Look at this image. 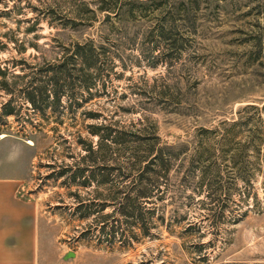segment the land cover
I'll return each mask as SVG.
<instances>
[{
    "label": "rangeland",
    "instance_id": "obj_1",
    "mask_svg": "<svg viewBox=\"0 0 264 264\" xmlns=\"http://www.w3.org/2000/svg\"><path fill=\"white\" fill-rule=\"evenodd\" d=\"M85 42L94 57L62 66ZM263 105L264 0H0V151L21 150L40 264H264ZM234 121L229 140L203 132ZM95 128L125 132L127 153L100 150ZM152 136L177 153L174 201L121 237L118 164ZM217 170L234 190L213 216Z\"/></svg>",
    "mask_w": 264,
    "mask_h": 264
},
{
    "label": "trees",
    "instance_id": "obj_2",
    "mask_svg": "<svg viewBox=\"0 0 264 264\" xmlns=\"http://www.w3.org/2000/svg\"><path fill=\"white\" fill-rule=\"evenodd\" d=\"M110 14L112 11L108 9H104ZM117 14V13H115ZM71 49V54L68 59L76 62H68L65 61L62 66H70V67H79L76 66L78 63L85 66L86 60L89 57H94L95 46L93 43H77ZM89 65V64H88ZM91 65V64H90ZM33 105L35 106L34 100H32ZM257 110L264 109V105L261 108L254 107ZM226 124V123H225ZM238 125L237 121L232 122L229 126L230 129L221 130L218 126L213 129H203L205 133H213L215 135H220L225 139H230V132ZM106 129V128H105ZM93 134L99 135V143L98 148L100 150L104 145H115L118 147V151L122 153L126 152V144L127 140L122 137L126 135L122 130L117 131V136H111V134H99V130L97 128L91 130ZM129 135H133L136 138L142 137V140L146 139V137L138 136L136 133H129ZM154 140H159L158 137L152 136V138L147 139L146 145L147 148L143 151L144 154L141 156H137V150H132L131 155L126 159L124 166L123 164H118V170L121 171V175L119 173V177L124 176L126 180L117 181V186H112L116 188L115 191V203L117 204V212L118 218L115 220L116 224L113 226L112 233H120V236L123 237V233L126 229L123 227V222L125 225L130 227V233L132 239H137L139 234H147L149 233V229L155 225V216L163 215L164 200L169 199L174 201L175 188L169 183V170L172 166V162L175 160V155L177 153L173 152L174 146L165 145L162 147L158 146V143H155ZM98 150V149H97ZM86 151L93 152L92 146L88 145ZM130 151V150H129ZM234 157V156H233ZM129 160V161H128ZM211 166V165H210ZM212 168V166H211ZM89 168L80 169L79 171H88ZM122 169L127 170L122 174ZM235 169V168H234ZM236 170H238L236 168ZM205 170H203L204 172ZM221 171V170H220ZM217 170L215 176L208 178L205 187H207V198H209L214 203V208H211L214 215H222L226 209V205L223 202H228L230 199L231 192L234 190L232 187L231 180L223 181L222 176H220V172ZM234 181V176H227ZM204 178H202V183L204 182ZM104 181V180H103ZM85 186L90 185L89 181L84 182ZM234 185V184H233ZM223 191H225L223 193ZM96 198L98 202V207L100 210H103L107 206V202L103 199V201ZM100 201V202H99ZM247 201L244 198L239 200V202ZM235 206H239V203L234 201ZM98 209V210H99ZM96 210V211H98ZM231 213V212H230ZM234 218L236 213H231ZM104 226V223L101 224ZM102 228V227H101ZM120 240V239H119ZM122 241V240H120Z\"/></svg>",
    "mask_w": 264,
    "mask_h": 264
},
{
    "label": "crops",
    "instance_id": "obj_3",
    "mask_svg": "<svg viewBox=\"0 0 264 264\" xmlns=\"http://www.w3.org/2000/svg\"><path fill=\"white\" fill-rule=\"evenodd\" d=\"M0 151V264H40L39 208L23 192L25 169Z\"/></svg>",
    "mask_w": 264,
    "mask_h": 264
},
{
    "label": "clouds",
    "instance_id": "obj_4",
    "mask_svg": "<svg viewBox=\"0 0 264 264\" xmlns=\"http://www.w3.org/2000/svg\"><path fill=\"white\" fill-rule=\"evenodd\" d=\"M20 148L19 146H13V148L7 153L5 159L6 162L9 164L15 163L20 155Z\"/></svg>",
    "mask_w": 264,
    "mask_h": 264
},
{
    "label": "water",
    "instance_id": "obj_5",
    "mask_svg": "<svg viewBox=\"0 0 264 264\" xmlns=\"http://www.w3.org/2000/svg\"><path fill=\"white\" fill-rule=\"evenodd\" d=\"M72 256H74V253L68 252L67 254H65L64 259H67V258L72 257Z\"/></svg>",
    "mask_w": 264,
    "mask_h": 264
},
{
    "label": "bare ground",
    "instance_id": "obj_6",
    "mask_svg": "<svg viewBox=\"0 0 264 264\" xmlns=\"http://www.w3.org/2000/svg\"><path fill=\"white\" fill-rule=\"evenodd\" d=\"M1 137L3 138V137H5V135H4V134H2V135H1ZM29 142H31V141H29Z\"/></svg>",
    "mask_w": 264,
    "mask_h": 264
}]
</instances>
